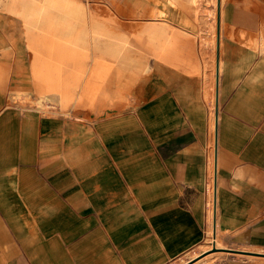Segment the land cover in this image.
I'll list each match as a JSON object with an SVG mask.
<instances>
[{"label":"crops","instance_id":"0c3cea01","mask_svg":"<svg viewBox=\"0 0 264 264\" xmlns=\"http://www.w3.org/2000/svg\"><path fill=\"white\" fill-rule=\"evenodd\" d=\"M90 1L0 0V264H264V0Z\"/></svg>","mask_w":264,"mask_h":264},{"label":"rangeland","instance_id":"374dc122","mask_svg":"<svg viewBox=\"0 0 264 264\" xmlns=\"http://www.w3.org/2000/svg\"><path fill=\"white\" fill-rule=\"evenodd\" d=\"M80 1L81 3H84L86 9H87V13L89 15H92L95 17V15H93V13H91L90 11V6H91V1L90 0H78ZM209 3H212L215 5V0H210ZM89 10V11H88ZM97 18V17H96ZM117 20V19H115ZM148 25L145 23V25L140 29V31L142 29H144L145 27H147ZM119 30H121L120 32H124L129 38L130 40L132 41V46H134V48L136 49L135 51L137 53H139L140 55L142 54V56H144V59H145V63L148 67V69L146 71H142L140 72L141 74L147 72L149 70V64L152 63V59L154 60L155 58V52H154V49H151V48H148L147 47V44L146 42L141 39L139 40L138 39V36L140 34V31L139 29L137 30H134V31H124L120 28H118ZM37 32V30H35ZM39 38L37 37V40ZM48 43L50 45V48H51V56H52V59L49 60V62H47L50 66H51V70L52 72H55V73H59L60 70L62 71H65L67 72V75L69 77L68 79V85L69 87H74V82L71 83L70 81V77L73 76L72 79H75V75L78 74V76H80V79L83 80L86 82V79H87V75H88V70L91 68V66H93V60H92V51L91 49H87V50H74L71 46H67L65 47L64 52L65 55L63 57H65L66 59L60 61L59 60V54H56L55 53L58 51L57 49L55 50V48H53L54 45L58 46L59 47V44H54V40L53 39H50L48 40ZM163 48H164V53H170L172 51H174V49L172 48L169 52L167 51V49L169 48V46H173L171 43H167V41H165L163 43ZM161 46V47H162ZM50 51V50H49ZM101 62H105L106 64V68H104L103 70H100L99 72H97V74H103V75H106L113 72L114 70H118V68L120 66H115L113 63H109V61H104V60H101ZM62 67V69H61ZM71 83V84H70ZM77 89V87H76ZM57 95H59V93H56ZM76 96V93L74 92V94L70 95L69 98H66L67 100H69L68 104L69 103H73L75 100H78V101H81V100H89V101H92L93 99H97L98 97L96 96H89V97H84V96H81V97H77L75 98ZM62 98H59V101L61 100ZM55 101L54 99H52V102ZM59 101L56 102V104H62L60 103ZM53 104H55L53 102ZM84 111V113H87L89 111H100V112H104L106 110H91V109H84L82 110ZM68 114V113H67Z\"/></svg>","mask_w":264,"mask_h":264},{"label":"bare ground","instance_id":"6f19581e","mask_svg":"<svg viewBox=\"0 0 264 264\" xmlns=\"http://www.w3.org/2000/svg\"><path fill=\"white\" fill-rule=\"evenodd\" d=\"M195 1V0H194ZM193 1V2H194ZM192 2V1H191ZM183 4V3H182ZM190 7V6H189ZM207 11V10H206ZM207 13V12H206ZM68 14H69V19H68V25H67V36L69 37V38H71V37H76V36H80V33H79V30L78 31H76V29H75V25L73 24V22L71 21V20H74L75 18H79L81 15H82V13H81V10H80V8L78 7V9L77 10H75V8H73V9H70L69 11H68ZM211 14V13H210ZM212 14H213V12H212ZM213 17V16H212ZM205 18V17H204ZM211 20H213V18L211 19ZM214 23V22H213ZM211 24H212V22H211ZM211 30V29H210ZM82 36L81 37H83L84 39H86L87 37H89L91 34L89 33V32H86V30L84 29V31H83V33L81 34ZM89 75H91V74H89ZM90 78V77H89ZM88 82V81H87ZM88 85H89V83H88ZM211 89V88H210Z\"/></svg>","mask_w":264,"mask_h":264}]
</instances>
